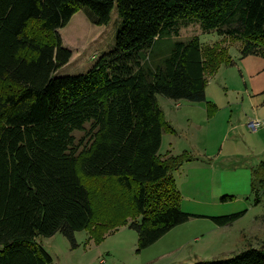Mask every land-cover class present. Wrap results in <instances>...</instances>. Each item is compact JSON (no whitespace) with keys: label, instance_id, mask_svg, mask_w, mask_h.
<instances>
[{"label":"trees","instance_id":"1","mask_svg":"<svg viewBox=\"0 0 264 264\" xmlns=\"http://www.w3.org/2000/svg\"><path fill=\"white\" fill-rule=\"evenodd\" d=\"M113 8L114 48L84 74L55 76L71 57L58 31L80 10L104 26ZM189 23L264 57V0H0V264H51L37 238L60 234L75 250V233L98 243L118 226L139 253L197 217L179 209L171 175L196 159L159 153L174 130L156 96L204 103L206 76L232 61L198 36L179 40ZM251 190L264 196V162ZM195 264H264V247Z\"/></svg>","mask_w":264,"mask_h":264},{"label":"rangeland","instance_id":"2","mask_svg":"<svg viewBox=\"0 0 264 264\" xmlns=\"http://www.w3.org/2000/svg\"><path fill=\"white\" fill-rule=\"evenodd\" d=\"M118 26L115 8L104 26L91 24L83 10L75 13L58 31L71 57L55 76L86 73L114 48ZM194 36H198L202 50L216 45L224 48L232 64H219L206 76L204 103L172 101L161 95L156 101L163 120L174 130V134L162 135L159 153L188 152L208 169L192 178L187 173L189 164H184L171 174L180 194L179 209L197 217L176 226L139 253L137 235L127 226L107 232L105 229L98 243L89 240L86 232H78L75 250L60 234L52 239L39 238L51 264H195L229 259L249 248L264 247V196L259 190H251L253 170L264 162V65L256 75L260 80L251 88L255 76L252 78L239 66L242 60L238 40L214 32L202 33L195 23L179 26V40ZM254 120L262 125L251 132L246 125ZM74 135L77 139L81 136ZM224 195L232 200L221 202ZM239 212L244 215L225 227H217L209 219Z\"/></svg>","mask_w":264,"mask_h":264},{"label":"crops","instance_id":"3","mask_svg":"<svg viewBox=\"0 0 264 264\" xmlns=\"http://www.w3.org/2000/svg\"><path fill=\"white\" fill-rule=\"evenodd\" d=\"M242 62L240 63V68L243 69L244 72H247L249 75H252V78L254 77V79H251V83L253 84V86L251 85V88H253L255 86V83L258 82L260 80V77L256 78V75L260 74V72L262 71V67L264 65V58L261 57H257V56H247L245 58H241L239 61ZM256 78V79H255ZM263 86L261 85L260 88H262ZM259 90V89H258ZM256 90V91H258ZM255 91V92H256ZM253 92V90H252ZM249 123V122H248ZM247 123V124H248ZM262 125V124H261ZM260 125V126H261ZM247 128V126H246ZM260 128V127H259ZM258 128V129H259ZM169 152V150H167ZM201 162V161H200ZM204 161H202L201 163H203ZM184 164H189V168L187 169V173L193 178L196 177L198 178L200 175L204 174L206 170L203 166V164L200 165V163L196 160L194 161H190V162H186ZM183 164V165H184ZM182 165V166H183ZM199 182V180L197 181ZM76 234V233H75ZM54 236L48 238V239H52L54 238ZM37 243H39L41 245V247L43 248L42 244L39 242V238L36 239ZM155 244V243H154ZM153 244V245H154ZM152 246V245H151ZM150 246V247H151ZM149 248V247H148Z\"/></svg>","mask_w":264,"mask_h":264},{"label":"built area","instance_id":"4","mask_svg":"<svg viewBox=\"0 0 264 264\" xmlns=\"http://www.w3.org/2000/svg\"><path fill=\"white\" fill-rule=\"evenodd\" d=\"M261 123L257 120L250 121L246 126L249 131L255 132L260 127Z\"/></svg>","mask_w":264,"mask_h":264}]
</instances>
